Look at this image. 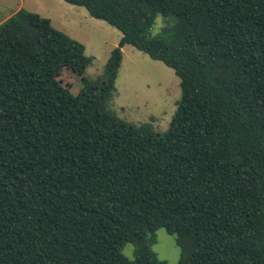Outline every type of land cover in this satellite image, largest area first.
I'll return each instance as SVG.
<instances>
[{
    "label": "trees",
    "instance_id": "16d2710c",
    "mask_svg": "<svg viewBox=\"0 0 264 264\" xmlns=\"http://www.w3.org/2000/svg\"><path fill=\"white\" fill-rule=\"evenodd\" d=\"M62 1L121 38L72 95L84 46L24 9L0 23V264H167L161 228L178 264H264V0ZM126 45L179 79L164 134L108 109Z\"/></svg>",
    "mask_w": 264,
    "mask_h": 264
},
{
    "label": "rangeland",
    "instance_id": "374dc122",
    "mask_svg": "<svg viewBox=\"0 0 264 264\" xmlns=\"http://www.w3.org/2000/svg\"><path fill=\"white\" fill-rule=\"evenodd\" d=\"M19 9L48 19L53 28L84 46L87 67L81 69L79 62L59 77L62 86L72 95L82 88L80 78L94 80L102 74L111 51L121 38L118 30L90 17L83 7L62 0H0V23ZM174 22V17L164 19L157 15L149 36L158 35L162 27ZM121 51L122 62L109 111L132 125L149 123L155 133L164 134L181 98L178 77L162 62L150 59L132 46L126 45ZM155 239L151 250L157 258L167 264H178L181 251L175 245V237L161 228L155 232ZM122 254L132 261L133 245L126 244Z\"/></svg>",
    "mask_w": 264,
    "mask_h": 264
}]
</instances>
